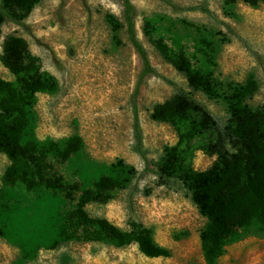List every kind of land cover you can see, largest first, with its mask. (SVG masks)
I'll use <instances>...</instances> for the list:
<instances>
[{
  "label": "rangeland",
  "instance_id": "374dc122",
  "mask_svg": "<svg viewBox=\"0 0 264 264\" xmlns=\"http://www.w3.org/2000/svg\"><path fill=\"white\" fill-rule=\"evenodd\" d=\"M129 1L136 38L157 75H147L136 96L143 63L130 42L120 0H40L21 26L7 20L2 27L0 57L4 39L20 37L39 73L54 80L35 96L22 143L38 145L42 179L62 178L80 190L69 201L64 192L46 190L40 182L33 189L8 180L10 163L0 153V264H264V234L255 223L229 237L222 256L209 263L200 241L207 221L180 176L163 186L154 175L172 148L180 171L208 170L216 161L210 153L216 133L200 128L194 115L173 125L150 120L153 108L181 89L226 125V99L249 81L256 92L247 104L264 111V3ZM156 41L184 54L194 70L211 75L215 96L192 92L159 56L152 46ZM0 80L15 82L1 61ZM134 108L145 161L136 152ZM73 137L81 139V148L68 160L46 152L50 142L63 145ZM120 163L134 171L129 182L107 202L87 205V214L125 233L150 231L168 258H146L135 244L87 242L84 237L91 235L77 227L73 214L83 194L103 177H119ZM62 227L74 242L57 246Z\"/></svg>",
  "mask_w": 264,
  "mask_h": 264
},
{
  "label": "trees",
  "instance_id": "16d2710c",
  "mask_svg": "<svg viewBox=\"0 0 264 264\" xmlns=\"http://www.w3.org/2000/svg\"><path fill=\"white\" fill-rule=\"evenodd\" d=\"M39 1L0 0V39L2 27L7 20L21 26ZM120 2L130 42L143 63L135 91L136 96L143 79L156 73L136 38L132 20L133 7L130 1ZM238 2L256 7L264 3V0H224L227 6H233ZM152 46L165 63L184 77L192 92L210 98L215 96L211 75L194 70L184 54L172 53L161 41L153 42ZM0 61L15 78L14 83L0 80V153L4 154L10 163L5 178L22 181L33 189L37 188L40 182L44 189L62 191L67 200H73L74 195L80 190L79 186L66 185L62 178L58 177L42 179L40 177L42 160L39 157L38 145L34 142L22 143L23 133L28 124V111L35 96L49 90L54 85V80L39 73L26 41L20 37L10 35L4 39ZM166 82L176 89L175 85ZM255 92L256 86L252 81L233 91L226 99L229 114L226 125L218 122L203 104L181 89H176L170 100L155 106L150 114L151 121L171 125L176 120L181 121L189 115H194L200 119L198 125L200 128L216 133L217 138L210 151L216 156V161L208 170L201 173L190 169L180 171L177 149L172 148L165 151V159L154 173L163 186L180 176L183 186L191 194L193 204L207 221L200 241L204 258L209 263L217 261L222 256L225 241L236 231L255 223L264 234V111L253 110L247 104ZM133 116L136 152L145 161L142 133L135 108ZM80 148L81 139L73 137L63 145L50 142L46 152L59 161H66L77 154ZM118 172L119 177H103L95 184L94 190L83 194L73 214L77 227L83 229L86 235H91L84 237L87 242L116 247L135 244L146 258H168V251L154 242L150 231L125 233L107 220L91 218L87 214L85 210L87 205L107 202L111 193L129 182V177L134 171L120 163ZM59 238L57 246L74 242L73 236L69 235L64 227L60 230Z\"/></svg>",
  "mask_w": 264,
  "mask_h": 264
}]
</instances>
